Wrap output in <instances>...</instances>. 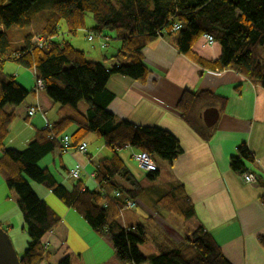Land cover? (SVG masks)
Here are the masks:
<instances>
[{
    "label": "trees",
    "instance_id": "obj_1",
    "mask_svg": "<svg viewBox=\"0 0 264 264\" xmlns=\"http://www.w3.org/2000/svg\"><path fill=\"white\" fill-rule=\"evenodd\" d=\"M86 13L93 21L90 26L85 23ZM33 22L40 24V32L26 35L17 50L9 49L6 34L0 31V54L9 63L23 65L41 80L43 94L53 105H58L59 119L50 124L56 134L66 133L75 126V130L67 134L71 147L75 148L92 134L102 140L110 155L93 164L92 179L96 184L93 191L86 189L78 178H69L75 181L70 190L57 184L49 171L37 166L42 157L57 147L49 137L48 128L37 130L22 151L4 146L9 125L15 118L14 107L30 92L13 77L0 79V177L17 196L28 236L26 248L18 257L19 264H41L48 258L50 253L41 239L60 220L58 211L38 199L31 182L51 192L63 207L73 209L111 248L112 255L97 264H230L215 238L201 226L185 236L180 244L167 238L150 237L157 254L146 257L138 250L139 245L149 239L144 227L138 224L126 228L118 210L121 203L106 200V196L118 191L120 196L137 201L144 192L139 179L120 156L126 150L116 151L115 148L121 149L127 144L132 151L147 153L152 159L158 157L166 163L176 159L181 150L171 133L132 124L110 113L107 107L113 94L107 84L114 75L144 82L148 69L142 61V49L152 38L175 34L177 52L195 65L214 72L229 69L264 88V55L259 52L264 47V0H58L48 3L0 0V25L4 29H25ZM174 24L180 25L177 31H172ZM86 30L110 37L108 45L120 42L119 50L110 57L111 63L106 65L104 58L101 61L87 59L82 50L75 49L70 40L65 39L75 37L77 32L83 33L85 38ZM206 33L220 46V56L215 61L204 60L192 51L195 41ZM34 37L40 38V46L32 42ZM15 54L18 59L13 58ZM2 64L4 62H0ZM178 99L175 110L180 119L207 141L213 130L204 126L200 116L202 108L223 107L226 98L209 91L186 90ZM80 103L86 106L84 112L79 108ZM6 107L12 109L6 110ZM236 150L229 160V168L241 173L245 163L254 160L244 143ZM142 173L149 180L157 178V172ZM259 182L264 190V182ZM258 200L264 208V192ZM157 205L183 219H189L194 213L180 185L169 189L158 199ZM258 241L264 248V237H259ZM68 262V257H64L57 264Z\"/></svg>",
    "mask_w": 264,
    "mask_h": 264
},
{
    "label": "crops",
    "instance_id": "obj_2",
    "mask_svg": "<svg viewBox=\"0 0 264 264\" xmlns=\"http://www.w3.org/2000/svg\"><path fill=\"white\" fill-rule=\"evenodd\" d=\"M40 28L39 23H31L26 28L27 35L40 32ZM6 30L0 25V31L5 32L7 37ZM175 37L173 34L152 38L142 49V61L148 69L144 82L114 75L107 84L108 91L113 94L107 107L110 113L132 124L157 127L171 133L181 150L170 163L162 160L154 162L158 167V178L166 181L167 187L156 191V194L146 196L142 193L135 210L126 209L125 217L121 213L123 224L126 228L138 224L144 227L149 239L140 244L138 250L146 257L157 254L150 237L156 240L167 238L180 244L185 236L201 226L215 238L224 259L230 264H264V248L258 241L259 237H264V208L258 200L264 192L259 182H264V88L250 83L232 70L214 72L195 65L177 52ZM72 40V45L79 42L76 35ZM11 43L9 41V49L17 50L11 49ZM119 45L120 42L114 41L106 49L94 44L89 50H80L92 61L107 59L108 65ZM192 51L209 61H215L220 56L219 44L207 43L203 36L195 41ZM259 52L264 55V47ZM11 63L0 65V79L13 77L30 93L14 107L15 118L9 125L4 146L22 151L37 130L44 129L46 122H57L60 115L58 105H53L46 94L32 92L34 84L29 69ZM186 90L209 91L226 98L223 107L208 106L217 109L218 120L211 127L213 133L207 141L187 126L175 110L178 98ZM35 104L40 106L41 113L27 117L26 110ZM208 107L202 108L200 116ZM11 109L6 107V110ZM85 109L86 106L80 110L84 112ZM74 130L75 126H72L65 134L69 135ZM85 140L88 146L85 155L75 151L65 154L56 147L42 157L37 166L49 171L56 183L67 190L75 182L68 177L70 168L77 166L78 179L82 180L86 189L93 191L96 188L91 177L93 164L110 153L101 148V144L98 145L100 141L94 135L90 134ZM243 143L254 160L253 163L246 162L244 167L257 176L255 185L241 183L239 173L229 168L230 158L236 154L237 146ZM120 156L127 166L128 163L135 166L128 151L120 153ZM178 185L182 186L194 210L189 219L179 218L157 205L158 199ZM31 188L38 199L60 213L57 225L41 239L50 253L41 264H57L64 257H68V264H97L112 255L111 248L91 231L73 209L63 207L40 184L31 182ZM0 226L10 237L17 257H20L28 236L24 231L17 196L7 188L1 177Z\"/></svg>",
    "mask_w": 264,
    "mask_h": 264
},
{
    "label": "built area",
    "instance_id": "obj_3",
    "mask_svg": "<svg viewBox=\"0 0 264 264\" xmlns=\"http://www.w3.org/2000/svg\"><path fill=\"white\" fill-rule=\"evenodd\" d=\"M179 28H180L179 24H174L172 27V31H177ZM203 37L207 43L212 44L214 42L212 36L209 34H205ZM85 38L89 42L96 40L99 44V48L101 49H104L105 47H107L108 43L111 41L110 37H103L99 34L96 35L90 30L85 31ZM32 42L40 46L42 41L40 40V38L34 37L32 39ZM14 57L18 58V54H15L13 58ZM0 62L3 63V62H8V61L4 58V56L0 54ZM33 77H34V82H33L34 86H33L32 92L33 93L42 92L43 83L41 82L39 78L36 77L35 73H33ZM37 113H41V108L37 104H35L34 106H30L26 110V116L29 118L34 117L35 114ZM45 127L48 128L49 130V137H51V139L54 140L57 148H59L63 153L67 154L70 151H75V152H78L79 154L80 153L84 155L86 154L87 147H88L86 141L82 140L80 141L78 145H76L75 148L71 147L70 136H68L65 133L56 134L52 130V126H50L48 122H46ZM115 150L116 151H120V150L128 151L131 155V159L134 162L135 166H137V168L143 171L144 173H153V172H157L158 170V167L155 165L152 157L147 153L132 151L131 147L127 144H124L121 149L116 147ZM78 176H79L78 167L73 166L72 168H70L68 177L78 178ZM93 176L94 174L92 173L91 177ZM239 181L243 184L245 183V184L255 185L257 181V176L254 175L251 171L244 169V171L239 173ZM106 200H109V202L111 203H117V202L121 203V206L118 208L120 213H122L126 209L135 210V208L137 207L136 200L124 198L120 196L118 191H115L114 193H111L110 195L106 196Z\"/></svg>",
    "mask_w": 264,
    "mask_h": 264
},
{
    "label": "rangeland",
    "instance_id": "obj_4",
    "mask_svg": "<svg viewBox=\"0 0 264 264\" xmlns=\"http://www.w3.org/2000/svg\"><path fill=\"white\" fill-rule=\"evenodd\" d=\"M40 1L48 3V2H52V1H58V0H40ZM85 16H86L85 17V23H86L87 26H90L92 24V22H93L92 18H91L89 13H86ZM6 31H7V37L9 39V41H12V43H11V47L12 48L11 49L19 48L24 43L23 39L27 35V32H28V30H26V28L25 29L24 28H20L19 29V28H16V27H9V29L6 30ZM76 36L79 38V42H78V44H75L73 46L74 47H78L79 49H82V50L86 51V50H89V48L91 46H93L94 44H97L96 40L91 41V42L86 41L85 38L82 37L83 33H81V32H77ZM65 39H68V40H70V42H73L72 37L66 36ZM261 53H263V52H261ZM93 55H95V52H94ZM86 58L90 59V57L88 55L86 56ZM4 63H8V62H4ZM11 64L12 63H10L8 65H11ZM32 82H34L33 74H32ZM82 107H85L84 103H80L79 108L82 109ZM99 141L100 142H98V145L101 144L100 145V146H102L101 148H105V146H103L102 140H99ZM121 156H123V155H121ZM153 161L155 163L161 162L158 157H154ZM128 166L130 167V170L133 172L134 176L138 177L140 185L144 188V192H143L144 195L147 196V195H150V194H156V191L167 187L166 181H163L162 179L158 178V176L154 180H149V179H147L146 176H144L142 171H140L136 166L132 165L131 163H128ZM127 212H128V210H125V211L122 212L123 217L126 216ZM145 245H149V244H145Z\"/></svg>",
    "mask_w": 264,
    "mask_h": 264
},
{
    "label": "water",
    "instance_id": "obj_5",
    "mask_svg": "<svg viewBox=\"0 0 264 264\" xmlns=\"http://www.w3.org/2000/svg\"><path fill=\"white\" fill-rule=\"evenodd\" d=\"M218 111L216 108L208 107L204 110L201 119L204 126L209 129L214 126L217 122ZM0 264H19V258L17 257L16 251L12 246L10 237L7 236L6 232L0 226Z\"/></svg>",
    "mask_w": 264,
    "mask_h": 264
},
{
    "label": "bare ground",
    "instance_id": "obj_6",
    "mask_svg": "<svg viewBox=\"0 0 264 264\" xmlns=\"http://www.w3.org/2000/svg\"><path fill=\"white\" fill-rule=\"evenodd\" d=\"M207 34V33H206ZM210 35V34H209ZM13 59V58H12ZM18 59V58H17Z\"/></svg>",
    "mask_w": 264,
    "mask_h": 264
}]
</instances>
